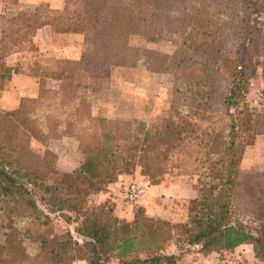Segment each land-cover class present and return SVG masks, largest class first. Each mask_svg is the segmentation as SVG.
I'll return each instance as SVG.
<instances>
[{"label": "trees", "instance_id": "1", "mask_svg": "<svg viewBox=\"0 0 264 264\" xmlns=\"http://www.w3.org/2000/svg\"><path fill=\"white\" fill-rule=\"evenodd\" d=\"M241 2L66 0L62 11L42 6L0 17V96L18 71L6 66V56L36 50L33 37L39 28L51 25L83 35L78 61L59 60L55 70L40 73L38 98L24 99L14 111L0 110V118L3 113L10 119L7 131L0 130V264H108L110 254L128 259L123 264H187L180 262L184 252L166 253L174 238L175 244L182 240L200 246L205 255L252 245L264 261V224L256 228L242 219L251 207L244 190L247 178L256 182L257 199L264 202V172L248 176L242 170L246 146L264 135V114L251 112L239 101L251 84L253 57L264 54V35L252 16L254 7L264 9V0L249 2L245 10ZM156 13H163L166 31L181 46L167 63L162 59L166 56L131 43L136 38L159 39L158 29L150 26V16ZM132 56L144 59L149 71L172 70L176 75L170 109L153 134L140 121L135 129L114 126L113 131L106 125L110 121L90 110V99L106 87L112 68L134 66ZM50 78L60 83L58 88L48 86ZM225 79V95L218 94V83ZM246 131L249 139L241 135ZM84 135L89 142L77 175L90 189L106 193L120 175L133 174L137 167L149 185L164 184L168 176L195 177L197 195L186 220L150 224L145 207L135 205L134 219L127 222L115 215L112 197L89 206L70 194L52 152L31 153L32 137ZM134 137L136 145L124 155L122 142ZM34 189L43 191L41 202L50 213L38 206ZM56 214L66 222L81 219L74 232L82 245L70 230L54 239L45 236Z\"/></svg>", "mask_w": 264, "mask_h": 264}, {"label": "rangeland", "instance_id": "2", "mask_svg": "<svg viewBox=\"0 0 264 264\" xmlns=\"http://www.w3.org/2000/svg\"><path fill=\"white\" fill-rule=\"evenodd\" d=\"M241 1V9L243 8L245 10L248 3L253 0ZM254 8L252 9V16L257 21L256 30L264 35V9ZM150 26L151 28L158 29L160 33L158 40L146 41L136 38L133 39L131 43L142 51L146 49L150 50V52H157L166 56L167 58L162 57V59L167 63V59L170 61L172 56L180 52V42L166 31L163 13H156L150 16ZM81 32H83V30ZM245 50L246 46H243L242 56L245 54ZM131 59L135 62L134 66H115L112 68L106 87L96 92L90 99V110L93 115L110 121V123L106 125L111 128V130H113L114 126L135 129L136 123L140 121L146 123L147 128L153 134L159 130L166 112L170 109L174 89L176 87V75L172 70L162 72L149 71L145 66L144 59H133V56ZM228 60L227 58L225 62ZM230 62L234 64L233 59L230 60ZM219 84L221 89L218 94H224L229 86V82L225 79L223 83H218V85ZM239 101L241 105L248 106L251 112L264 114V54H256L253 57L251 84L248 91ZM215 107L216 106H214V108ZM217 107L221 108L219 105H217ZM231 111L234 113V110ZM0 121V130L7 131L10 125V119L2 113ZM249 134L250 133L247 131L241 133L245 139H249ZM66 138H45L44 140H39L38 138L32 137L30 139L31 153L40 155L43 154L45 150L52 152L58 159L57 168L62 174V180L67 187H71L70 194L84 199L89 206L103 204L107 201L103 196L104 191L98 192L96 189H90L89 183L83 177L77 175L80 162L84 159L83 152L89 142V138L87 135L75 137L73 139ZM251 142L253 145L246 146L242 160V170L248 176L264 172V135L255 136ZM136 143L135 137L132 140L123 141L122 146L124 155L127 154L130 148L134 147ZM138 168L140 169V167H137V169ZM138 180H144L148 184L147 193L139 202H144V200L146 202L148 201V187L150 186V212L148 208H145L146 215L150 218V224L157 220H164L172 223V225H177L182 224V222L186 220L191 202L197 195L195 177L186 175L168 176L164 184L171 187L170 191L168 189L164 190L162 187H155L164 184L149 185L148 178L145 177L132 181ZM49 181L53 182L56 180L52 178ZM255 185L256 182L252 181L251 177L246 179L244 190L250 197L251 203H248V207H251L248 208L247 214L243 216L242 219L247 222V224L257 228L264 224V202L257 199ZM110 186L111 185L105 189L107 192L110 190ZM33 195L38 206L46 213H50L48 207L41 202V198L46 197L43 191L34 189ZM113 197L119 198L118 194H114ZM120 202L126 205L121 199ZM138 203L134 205L141 206ZM135 213L136 207L134 208V215ZM134 215L133 218H122V220L131 222L134 219ZM52 217H54L52 228L49 231H44L48 239L62 236L66 230H70L74 238L78 239V243L82 245L81 240H79L77 234L74 232L75 227L78 226L81 219H78L76 222H66V220L58 214L52 215ZM141 219L148 222L147 217H142ZM30 221L31 220L25 219L23 222L30 223ZM175 241L176 238L173 239V243L167 248L166 253L180 255V253L184 252L180 259L181 263L264 264V261L256 256L252 245H245L238 250L219 252L214 255V258H208V255L201 252L200 246H189L182 240L178 244H175ZM141 257H144V255H141ZM107 259L108 264H123L124 261H128V259H117L111 256V254L107 256ZM80 261L84 260L75 261L72 264H77Z\"/></svg>", "mask_w": 264, "mask_h": 264}, {"label": "crops", "instance_id": "3", "mask_svg": "<svg viewBox=\"0 0 264 264\" xmlns=\"http://www.w3.org/2000/svg\"><path fill=\"white\" fill-rule=\"evenodd\" d=\"M65 1L66 0H0V17L4 14L14 13L17 10L32 12L36 8L42 6H46L54 11H62L65 7ZM1 36L2 29L0 28V39ZM33 43L36 46V50L12 53L5 58L6 66L18 68V71L14 72L10 80L6 82L5 88L0 96V109L3 111H14L18 109L24 99L38 98L42 87L40 73L55 70L54 63L56 61H78L82 55L83 35L81 33L60 31L51 25H44L36 31L33 37ZM59 84L58 81L51 78L48 81V86L51 88L56 89L59 87ZM66 139L73 138L68 137ZM141 178L144 177L141 175L139 168L136 169L133 174L120 175L118 180L110 186V190L103 194L106 200L109 197L113 198V201H115L117 205L115 215L119 218H133L135 205L122 204L120 199L113 197V195L118 194L119 186L122 183ZM155 187L171 190V187L167 184ZM148 189V201L146 202L144 200V202H139L138 204L148 208L150 212V186ZM244 246L245 245L239 246L236 250ZM215 254L216 253H212L207 257L214 258ZM77 264L86 263L80 261Z\"/></svg>", "mask_w": 264, "mask_h": 264}, {"label": "built area", "instance_id": "4", "mask_svg": "<svg viewBox=\"0 0 264 264\" xmlns=\"http://www.w3.org/2000/svg\"><path fill=\"white\" fill-rule=\"evenodd\" d=\"M148 184L144 180L122 183L118 196L126 204H137L147 193Z\"/></svg>", "mask_w": 264, "mask_h": 264}]
</instances>
